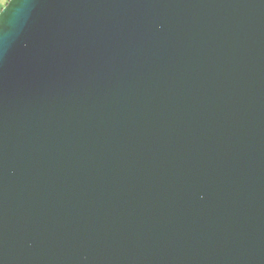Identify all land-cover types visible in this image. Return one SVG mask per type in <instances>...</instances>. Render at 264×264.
Instances as JSON below:
<instances>
[{"label": "water", "instance_id": "1", "mask_svg": "<svg viewBox=\"0 0 264 264\" xmlns=\"http://www.w3.org/2000/svg\"><path fill=\"white\" fill-rule=\"evenodd\" d=\"M0 264H264V0H11Z\"/></svg>", "mask_w": 264, "mask_h": 264}, {"label": "snow or ice", "instance_id": "2", "mask_svg": "<svg viewBox=\"0 0 264 264\" xmlns=\"http://www.w3.org/2000/svg\"><path fill=\"white\" fill-rule=\"evenodd\" d=\"M10 6H11V0H7L6 5L4 3V0H0V17H3L4 13L7 12Z\"/></svg>", "mask_w": 264, "mask_h": 264}, {"label": "crops", "instance_id": "3", "mask_svg": "<svg viewBox=\"0 0 264 264\" xmlns=\"http://www.w3.org/2000/svg\"><path fill=\"white\" fill-rule=\"evenodd\" d=\"M4 3H5V5H6V3H7V0H4Z\"/></svg>", "mask_w": 264, "mask_h": 264}]
</instances>
